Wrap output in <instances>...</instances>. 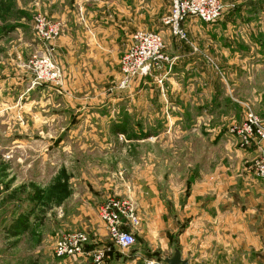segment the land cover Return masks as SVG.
<instances>
[{
    "label": "crops",
    "instance_id": "crops-1",
    "mask_svg": "<svg viewBox=\"0 0 264 264\" xmlns=\"http://www.w3.org/2000/svg\"><path fill=\"white\" fill-rule=\"evenodd\" d=\"M172 3L173 0H47L44 14L63 24L62 34L54 41L53 48L54 57L64 70V81L59 88L35 89L31 93L32 113L27 118L36 127L46 125L45 131L32 134L46 140L48 146L59 141L62 154L73 158L68 162L65 160L57 169L66 175L61 182L68 195L62 207L69 213L70 202L78 200V206L75 208L74 205L73 212H78L74 219L78 222L77 228L84 232L107 235L98 211L109 198L116 199L111 196L115 193L112 184L101 188L96 178H88L86 171L90 166L87 157H91L94 164L98 162L94 171L98 169L101 172L102 158L97 156H124L139 144H149L148 141L161 135V132L141 133L140 125L150 123L151 118L147 115L139 117L138 109L154 106L152 101L136 100L139 93H148L157 86L142 83L120 89V60L137 32L159 33L165 41L171 42L164 28L170 30L162 21L170 13ZM192 20L185 23L199 37L192 39L191 43L187 37V41L176 44L170 54L166 52L172 65L170 70L169 65L162 70V77L165 75L166 79L162 84L161 117L162 232L178 235L179 249L190 264L197 263L192 255H185L186 252L192 253L194 247L202 245L204 240L208 262L218 261L216 253L221 250L224 264H264V180L254 177L246 168L248 161L264 155V143L238 153L236 163L232 165V146L237 139L219 133L215 135L208 128L204 131L206 134L201 132V126H209L213 118L214 111L210 108L221 107V102L216 104L214 97L200 94H213L218 88L227 91L228 86L215 80L226 75L235 88V84L238 85V99L245 97V91L254 89L257 100L264 102V54H260L254 64L248 65L245 53L235 54L224 46L214 52L211 45L213 30L205 29L198 33L199 27ZM1 21L6 23L5 18ZM15 26L23 28L20 21ZM0 28L5 29L6 25ZM203 32H210V35L201 34ZM8 37L6 34L0 36V47ZM196 44L207 47L206 51L195 52ZM190 45L195 46L194 51ZM213 55L222 71L215 72L207 62ZM168 70L171 72L167 73ZM22 76L19 74L16 80L13 79L16 86L22 83ZM247 76L255 78L254 85L247 83V78L239 80ZM8 77L4 74L1 79L7 82ZM228 85L231 90L232 85ZM4 87L5 84L0 83V100L6 99ZM23 92L19 91L21 96ZM20 95L17 94L16 99ZM125 97L128 98L126 101ZM202 97L210 100L209 104L200 101ZM121 108L130 118H126L125 123L119 117ZM261 114L264 117V112ZM124 124L129 125L128 131L119 129ZM173 152L171 162L166 157L172 156ZM74 157H78L77 160ZM231 169L235 175H231ZM75 170L78 177L70 174ZM58 178L54 176L46 188L34 185L37 190L29 195L26 202L15 198L14 202L4 205L0 211V228L7 233V241L16 243L29 231L32 224L29 220L31 222L35 209L38 211V205L49 194L44 189L55 190ZM74 187L76 191L72 194L69 190L73 191ZM14 190L16 188L5 197L11 196ZM136 192L135 189L131 192V200ZM137 202H140V219L144 221L142 213L150 204L141 199ZM0 264L24 263L21 259L4 258Z\"/></svg>",
    "mask_w": 264,
    "mask_h": 264
},
{
    "label": "rangeland",
    "instance_id": "rangeland-1",
    "mask_svg": "<svg viewBox=\"0 0 264 264\" xmlns=\"http://www.w3.org/2000/svg\"><path fill=\"white\" fill-rule=\"evenodd\" d=\"M219 2L223 7L222 18L211 24H205L197 19H193L197 23L195 25L199 27L197 32L200 33V31H204L205 29L213 30L211 34L213 43L211 45L215 48L213 50L214 52L217 49H221L222 46L228 47L232 53L240 55L243 53L247 54L244 58L247 60V64H254L258 56L264 54V0H219ZM46 7L47 0H0V22L4 18L6 20L5 24L0 23V27L6 25L5 29L0 28V36H4V34L9 36L0 47V83L5 84L4 89L6 91V99L0 100V202H5L0 204V211L3 210L4 205L8 202H14L15 198L26 202L29 195L35 193L37 190L34 185L38 187L37 184H39V187L46 188L45 185L54 176L59 177L58 183L55 184V190L52 188L48 190L44 189L49 194L38 205V211L35 209V214L31 218V222L29 220V223H32L30 224V232L28 231L26 234H23L18 242L12 243V241H7V233H3V230L0 228V262H3L4 258H9L13 260L21 259L24 264H91V260L88 258L79 257L78 259H71L64 262L63 259H59L55 255V246L61 238L74 233H84L87 236V242L84 247L85 251L102 253V264H163L160 258L162 256L172 257L173 244L178 245V235L162 232L161 117L163 83H159V80L163 78L164 82L166 80L165 75L162 77V71H160L155 77H147L122 86L123 77L120 60L121 81L118 86L120 89L125 90L131 84L137 85L142 83L157 86L156 88H152L151 91H148V93H139L136 100H147L149 103L152 101L151 105L154 106H152L153 108L142 109L140 107L138 109L139 117L147 115L151 118L150 123H142L140 125L139 129L141 133L143 131L150 134H158L161 132V135L158 134L156 138L148 141L149 144H139V147L132 148L133 150L127 151V155L125 154L124 156H117L116 154L111 156H97L96 158L98 159L102 158L101 172H98V169L94 171V166H98V162L94 164L92 158L87 157V163L90 166V170L86 171L88 178H96L101 188L102 186L105 187L108 184H112L116 193L111 195L112 198L127 199L136 208L140 222L134 230H131L135 236V244L130 248L123 249L111 239L107 229L106 236H99L97 234L94 235L93 232H84L83 229L77 228L78 222L74 219V215L78 212L73 211L75 210L74 205L75 208L78 206V200L75 199L70 202L71 209L69 213H66V210L64 211V207L62 206L64 199L68 195V191L63 189L61 181L66 175L64 172H58L57 170L58 166L61 168L65 160V162H68L73 158L70 159L62 154V151L59 149V141H54V146H48L46 140L37 138L36 135L32 134L33 132L45 131L46 125L36 127L27 118L32 113L31 93L35 92V89L47 86L59 88L52 87L51 85H44L42 87L33 85V73L30 67V61L33 56L45 53V49L42 48V43L35 35L34 20L38 15H44L52 20L44 14ZM18 21L22 23L23 28H17L15 26ZM60 23L63 29V24L61 21ZM182 28L187 32L188 42L191 43L192 39L196 40L199 37V34L196 35L187 27V23H184ZM164 30L169 33L171 42L168 43L167 39L165 41L162 36L165 46L163 53L168 59V62L164 64L162 70L168 65L170 70L172 62L167 53L170 54V51L174 49L175 45L182 43V40L175 37L171 31L169 32L165 28ZM16 33H21L22 35H17ZM201 34H207L209 36L210 32H203ZM199 40L201 39L199 38ZM53 43L51 44L53 59L63 70L60 63L54 57ZM190 46L194 51L195 46ZM196 47L197 51L195 52L197 53H200L201 50L206 51L207 49V47L198 44H196ZM210 48L209 45V51H211ZM209 58L211 61L206 60L210 67L215 72H219L218 70L222 71L219 68L220 65L218 66L217 64L216 57L213 55L211 57L209 56ZM169 70L167 73L171 72ZM4 74L10 76L6 78L8 80L7 82L1 79V76ZM19 74L24 76H22L23 80L20 79L22 83H17L18 86H16L14 80H16ZM244 78H247V83L254 85V77H240L239 80ZM215 80H219L225 87L228 86V89L223 92L218 88L213 94L210 92L200 93L204 94L205 97H214L213 99H215L216 104L221 102V107L210 108L214 111L212 114L213 118L209 126H201V132L203 131L206 134L207 132L204 131L208 128L215 135L219 133L222 136L227 135L229 138L233 136L237 139L232 146L230 160L233 165L236 163L235 157H238V153L248 151L252 146L260 147L262 144L259 145L254 140L245 143L231 130L233 127L240 126L245 121L247 113L250 110L264 124V117L261 114V112H264V102L257 100V92L254 89L245 91V97L243 96L238 99V85L235 84V88L226 75H220ZM228 83L232 85L231 90L229 89L230 85ZM19 91H24L22 96ZM17 94L20 96L16 99ZM223 95L224 97H222ZM220 97H222L221 100H219ZM232 97H235V99L232 100ZM243 98L247 100H242ZM127 99L125 97L124 101ZM201 100H203L204 104H209L210 102V100H206L204 97L200 98ZM239 100L240 102H238ZM119 117H122L123 123H125L126 118L130 119L123 108L120 109ZM135 117H137L136 114ZM128 126L126 124L120 125L119 129L121 131H128L130 128ZM42 143H44V146H42ZM53 148L55 149L54 152H52L54 150ZM263 156L258 155L254 160L248 161L249 163L246 166L247 170L256 178L258 177L255 174V165ZM77 158L74 157L76 160ZM166 158L171 159L172 162L174 152L172 156ZM76 171H70L72 177H78V172ZM192 174L199 177L196 173ZM233 174L235 175V172L232 171L231 175ZM15 188L16 190L12 191L11 196L5 197L8 192ZM134 189L137 191L136 196L131 200L129 197ZM69 191L73 194L76 189L74 187L73 191L71 189ZM140 199L150 204V207L142 213L144 221L140 219L138 212V203L140 202L137 201ZM1 224L2 221H0ZM189 242L190 240H188V244ZM219 249L221 248L219 247ZM187 254L192 255L197 264H224L221 250L216 253L219 257L218 261L208 262V251L205 240L202 245H196L192 253L186 252L185 255Z\"/></svg>",
    "mask_w": 264,
    "mask_h": 264
},
{
    "label": "built area",
    "instance_id": "built-area-1",
    "mask_svg": "<svg viewBox=\"0 0 264 264\" xmlns=\"http://www.w3.org/2000/svg\"><path fill=\"white\" fill-rule=\"evenodd\" d=\"M223 16V7L219 0H173L170 13L163 19V25L170 29L173 35L182 41L187 35L182 25L191 19H197L207 24L219 21ZM35 35L42 43L45 53L33 56L30 67L33 73V85H63L64 74L61 67L54 61L51 44L61 34L62 27L58 21L38 15L34 20ZM164 40L158 33L137 32L132 37V45L121 58V73L123 85L136 80L155 77L168 62L164 55ZM159 83H163L159 80ZM241 141H257L264 143V124L251 110L245 121L231 130ZM255 174L264 179V156L255 165ZM100 220L105 224L111 239L123 249L135 244V236L131 230L139 225V217L133 203L127 199H110L98 211ZM87 236L84 233H74L61 238L55 246V255L59 259L71 260L88 258L91 264H102V253L86 252L84 247ZM155 264V263H150Z\"/></svg>",
    "mask_w": 264,
    "mask_h": 264
},
{
    "label": "water",
    "instance_id": "water-1",
    "mask_svg": "<svg viewBox=\"0 0 264 264\" xmlns=\"http://www.w3.org/2000/svg\"><path fill=\"white\" fill-rule=\"evenodd\" d=\"M160 261L163 264H190L189 259H184L182 256V252L178 248L177 244H173V255L172 257H164L160 258Z\"/></svg>",
    "mask_w": 264,
    "mask_h": 264
}]
</instances>
